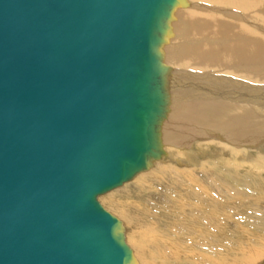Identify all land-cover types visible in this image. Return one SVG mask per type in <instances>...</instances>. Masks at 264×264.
I'll list each match as a JSON object with an SVG mask.
<instances>
[{"label":"water","instance_id":"obj_1","mask_svg":"<svg viewBox=\"0 0 264 264\" xmlns=\"http://www.w3.org/2000/svg\"><path fill=\"white\" fill-rule=\"evenodd\" d=\"M174 2L0 0V264H138L96 196L144 164Z\"/></svg>","mask_w":264,"mask_h":264},{"label":"bare ground","instance_id":"obj_2","mask_svg":"<svg viewBox=\"0 0 264 264\" xmlns=\"http://www.w3.org/2000/svg\"><path fill=\"white\" fill-rule=\"evenodd\" d=\"M157 35L150 149L99 200L138 264H261L264 0H177Z\"/></svg>","mask_w":264,"mask_h":264},{"label":"rangeland","instance_id":"obj_3","mask_svg":"<svg viewBox=\"0 0 264 264\" xmlns=\"http://www.w3.org/2000/svg\"><path fill=\"white\" fill-rule=\"evenodd\" d=\"M192 147V146H194V145H189V144H187V145H185V148H188L189 149V147ZM191 150H194V148L193 149H191ZM185 151V150H184ZM119 185V184H118ZM115 187H117V185L115 186ZM115 187H113V188H115ZM112 189V188H111ZM107 191H109V190H107ZM111 191H113V190H111ZM97 197H98V199H97ZM96 200L97 201H99V203H100V205H102L103 206V204H102V202H100V200H99V196L97 195L96 196ZM103 208L106 210V211H108L111 215H113L114 217H116L115 216V214H114V212L112 211V210H110L109 208H107V207H105V206H103ZM117 218V217H116ZM263 227V226H262ZM123 235V234H122ZM123 237V236H122ZM123 240H124V242L126 243V245L129 247V245L127 244V241L125 240V238H123ZM130 249V248H129ZM136 259V258H135ZM261 264H264V259H263V261H261Z\"/></svg>","mask_w":264,"mask_h":264}]
</instances>
